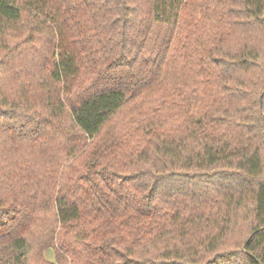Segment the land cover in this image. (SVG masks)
I'll list each match as a JSON object with an SVG mask.
<instances>
[{
  "label": "trees",
  "instance_id": "obj_1",
  "mask_svg": "<svg viewBox=\"0 0 264 264\" xmlns=\"http://www.w3.org/2000/svg\"><path fill=\"white\" fill-rule=\"evenodd\" d=\"M0 264H264V0H0Z\"/></svg>",
  "mask_w": 264,
  "mask_h": 264
},
{
  "label": "rangeland",
  "instance_id": "obj_2",
  "mask_svg": "<svg viewBox=\"0 0 264 264\" xmlns=\"http://www.w3.org/2000/svg\"><path fill=\"white\" fill-rule=\"evenodd\" d=\"M51 251L48 250V252L45 253V257L47 259H50V260H53V257H52V253H50Z\"/></svg>",
  "mask_w": 264,
  "mask_h": 264
}]
</instances>
